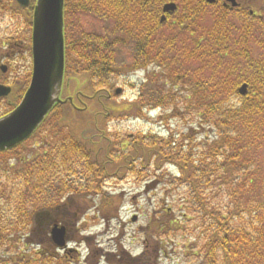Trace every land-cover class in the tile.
Masks as SVG:
<instances>
[{
	"label": "trees",
	"instance_id": "obj_1",
	"mask_svg": "<svg viewBox=\"0 0 264 264\" xmlns=\"http://www.w3.org/2000/svg\"><path fill=\"white\" fill-rule=\"evenodd\" d=\"M6 1L0 0L3 3ZM167 1L175 0H64V77L67 80L75 74L77 78H86V85L92 93L97 90L93 79L105 78L108 81L107 78L114 73L111 46L114 43L130 46L132 54L127 60L131 59L132 70L156 65L166 71L163 81L170 88L179 84L181 94L190 91L186 103L189 109L191 106L203 108L200 123L224 126L217 129L216 136L210 142L203 140L205 149L199 152L192 151V144L175 140L171 133L170 150L166 151L156 142L146 141L155 137L151 130L146 134L138 131L134 135L137 145L131 143V149L138 148L141 156L148 159L142 158L145 162L150 160V155H158L160 162L176 160L181 175L178 180L186 186L187 200L196 205L201 203L203 188L206 189L212 182L213 175L232 185L227 191L226 203L219 201L217 207H198L195 210H200L197 222L193 216L187 217L185 213L180 216L170 208L154 207L144 229L145 245L139 254L130 256V253L120 249L101 257L106 259L107 264H117L119 260L123 264H157L159 255L169 248L168 243L174 242L171 236L179 234V237L187 238L183 246L184 256L189 259L187 264H264V194L258 197V188L264 190V181L262 177L260 179L259 161L256 164L255 159L250 158L249 168V157L241 154L242 148L234 146L235 138L243 140L246 148L262 155L264 0H251L253 14L246 13L247 19L240 26L230 22L225 25L227 14L216 12L217 9L209 6L205 0H176L173 15L178 17L172 19L170 13H166L165 21L161 22V8ZM11 5H15L14 0H11ZM209 7L214 13L209 14V25L203 26L201 20ZM31 8H26L29 17ZM73 11L87 15L92 13L97 18L110 20L115 30H104L100 36H82L83 42L68 40L67 14ZM235 18L232 15L230 19ZM218 20L224 23H218ZM165 25L168 26L167 33L162 31ZM72 50H76L77 58ZM226 55L232 59L228 61ZM237 57L251 64V72L242 78V83L247 84L248 93L236 100L232 96L229 100H221L220 93L230 88L224 86L228 79L232 80L233 74L237 77ZM211 82L213 85L222 84V91H218L216 99L200 105L199 92L206 93ZM237 88L234 83L230 95L231 91L236 93ZM144 94L131 100L112 101L111 107L108 105L103 114L140 116L149 121L148 109L170 105L177 99L173 88L163 92L160 90L159 94L150 90L148 99ZM193 101L195 105L191 104ZM96 111H101L96 99L91 100L86 112L73 110L68 105H54L44 122L50 125L49 134H59V150L55 153H33L31 158H27L22 150L23 144L0 152V264H91L87 259L88 262H78V259L71 261L68 254H59L49 247L47 250L29 247L25 240L21 241L19 235L14 234H19L23 226L31 225L36 212L54 210L62 202L69 208L76 204L75 198L84 200L86 195L99 196L97 209L100 211L111 205L113 195L103 187L104 177L110 178L113 172L108 162L114 160L113 155H118L125 162L128 156L114 152V146L119 145V141H106L102 137H110L106 129L102 130L99 124V129L94 127L93 115ZM88 115L89 119H85ZM56 124L59 127L65 124V127L58 130ZM188 138L192 140L187 134L186 142ZM9 155L14 160L12 165L7 162ZM205 160L209 162L205 163ZM155 173L154 170L151 180L160 182L162 175ZM78 179H83V182L80 183ZM117 182L118 179L114 178L110 184ZM175 186L179 187L177 184ZM72 211L75 214L77 210L72 208ZM58 219L70 221V218L61 216ZM192 219L195 220L193 226L188 223ZM28 230L31 232V229Z\"/></svg>",
	"mask_w": 264,
	"mask_h": 264
},
{
	"label": "rangeland",
	"instance_id": "obj_2",
	"mask_svg": "<svg viewBox=\"0 0 264 264\" xmlns=\"http://www.w3.org/2000/svg\"><path fill=\"white\" fill-rule=\"evenodd\" d=\"M153 2H155V0H153ZM174 2L176 3V0ZM1 7L5 6L0 5V19L3 18L2 15L4 14ZM235 11L240 13L238 10ZM241 11L247 13L248 10ZM11 13L13 16L8 13V20L0 23L2 34L12 31L13 34L21 36L20 39L24 40V42H30V39H28L30 36V24L22 19L21 14L17 10H11ZM173 13L170 14V18L174 19L178 17L177 15H173ZM211 13L214 12L211 11L210 7L207 8L205 18L201 20L203 26L209 25L211 20L209 14ZM230 20L235 22V24L238 23L237 16L236 21H233V19ZM67 21L66 36L68 40L72 41L83 42L82 36H100L103 35L104 30L111 32L115 30L110 20L97 18L92 13L89 15L75 13L72 17L67 14ZM162 31L163 33H167L168 26L165 25ZM249 45L251 46V42ZM74 51L72 50V54L77 58ZM130 54H132L130 46L115 43L111 46L110 55L113 58V62H115V67H113L114 73L107 78L108 81L105 78L103 80L99 78L93 79L97 89H113L116 86L123 87V91L120 95L112 97V100L115 102L124 99L131 100L139 94L144 93V97L148 99L150 90L159 94L160 90L163 92L172 88L177 99H174L170 105L148 109L149 118H151L149 121L140 116L128 117L126 114L116 113H110L106 120L103 119L104 121L100 120V128L102 130L106 129V134L108 133L110 135V137H106L109 143H116L119 141V145L114 146V152L120 153V155L127 154L128 156L125 162L122 161L118 155H113L115 156V158H113L114 160L108 162L109 168L113 172L109 175L110 178L104 177L103 187L113 195V197H111V205L105 207L103 211L98 210L99 196L97 195H86L84 200L75 198L76 204L69 206V208H67L65 202H62L57 208L59 210V216L70 218L69 222L60 221L59 219L56 221L51 218L50 220L46 215H43L39 220H36L37 225L36 222H32L29 226H23L24 228H22L24 231L21 230L19 234L14 232V235H19L21 241L25 240L29 247L40 248L41 250H47V247H49L55 252H60L59 254L65 251L64 254H68L71 261L78 259V262L89 261L91 264H107L106 259L101 257V255L121 249L126 253H130L131 256L137 255L143 250L145 245L143 241L145 237L144 229L147 227L154 207L170 208L174 213L180 216L185 213L187 217L193 216L197 222V218L200 217V210H195H198V207L207 209L210 208V206H219V201L226 203V194L232 184L226 182L223 178L213 175L212 182L207 185L206 189L205 187L203 188L201 203L196 205L189 199L187 200L188 194L187 191H184V189L187 190L186 186L181 185L178 180L181 175L176 165V160L169 159L160 162L157 158L158 155H150V160L145 162L143 159H148L145 156H141L138 148L132 147L134 152L132 153L131 146L129 145L131 143L133 146L137 145V140H134V135H137L138 131L142 134H146L147 131L151 130V133H154L155 137L147 138L146 141H154L166 151L170 150V141H172V138L169 133H171L172 136H175V140H181L183 143L192 144L194 146L192 151L199 152L205 149L203 140L210 142L211 139L216 136L217 129L223 128L224 126L200 123L199 120L203 108L199 106L197 109L191 106L189 109L190 106L186 104L188 102V96L191 94L189 90L181 94L178 89L179 84L176 85L177 87L173 85V87L170 88V86L163 81L166 78V71L158 68L156 65L132 70V61L131 59L127 60ZM220 55L223 56V53ZM226 59L232 58L226 55ZM237 59V66L239 68L235 73L237 77H234L233 74L232 80L228 79L227 84L224 85L229 86L231 90L234 83L236 87L239 88L242 82H244L242 78L252 70L250 62H244L242 57H237ZM12 63L17 66V70L16 72L8 71L7 77H14L20 82L23 80L22 78L26 77V82L29 81L31 71V55L29 52H18L13 58ZM198 79L199 77L196 80ZM89 84H92V82H89ZM129 84L133 85L131 86ZM222 87V84L213 85L212 82L209 83L206 93H203V91L199 92L198 99L200 100V105L204 103V101L207 103V101L216 99L217 93ZM230 88L223 91L222 89L220 90L222 91L220 93L221 100H229L231 96L236 100L243 96L238 93V90L236 93L231 91L230 95ZM247 93L248 87L245 94ZM191 104L195 105L196 103L193 101ZM165 115L167 117H164ZM89 117L88 115L85 119H89ZM57 127L59 126L57 125ZM64 127L65 124L61 125L58 130ZM65 130L70 131V129ZM187 134L192 137V140L188 138L186 142L185 138ZM136 139L139 140L140 138ZM234 140L236 142L234 146L243 149L241 154L249 157V164L247 165L249 168L250 162L252 161L250 158H254L256 164L259 161L260 179L262 177L264 181V159L262 160V155L264 157V145L260 147V153L262 154L260 155L253 149L246 148V144H243V140L236 138ZM199 142L200 144H197ZM7 162L11 165L14 163L12 156L9 155ZM207 162L209 161L205 160V163ZM210 164L213 165L212 162ZM1 166L2 164H0V168ZM7 167L11 169L10 166ZM154 170L156 172L155 175L159 173L162 175L160 178L158 177L160 182L151 180L152 177L150 176L154 175ZM114 178L118 179V182L114 185L110 184L111 180ZM78 181L82 183L83 179H78ZM75 184L73 180V185ZM175 184L179 185V187L175 186ZM258 189L260 193L258 197L261 198V194H264V190L260 187ZM107 190L106 192L109 193ZM77 202H79V204H77ZM72 208L77 210L75 214ZM54 215L57 217L56 212ZM132 216H135V220L133 221ZM195 220L192 219L188 223L193 226ZM51 221L65 226L68 229L66 249L64 250L57 248L54 243L51 242L48 232L45 234L42 232V227H49ZM50 226H52V224ZM28 229H31V232ZM197 229H199L198 226ZM191 234L193 235V233ZM171 237L174 242L168 243L167 247L169 248L164 251V254L162 253L159 255L157 264H187L189 259L184 256L183 252V246L187 242L186 236L179 237L178 234ZM119 261L120 262L117 261V264H123L121 260Z\"/></svg>",
	"mask_w": 264,
	"mask_h": 264
},
{
	"label": "water",
	"instance_id": "obj_3",
	"mask_svg": "<svg viewBox=\"0 0 264 264\" xmlns=\"http://www.w3.org/2000/svg\"><path fill=\"white\" fill-rule=\"evenodd\" d=\"M21 7L29 0H16ZM63 1L35 0L32 13L31 53L32 70L26 91L18 105L0 117V151L9 149L27 139L41 124L48 112L58 103H65L71 97L61 98L64 75ZM208 3L214 0H206ZM231 1L234 6L236 2ZM174 2L163 5V12H173ZM161 22L165 16L160 18ZM116 89V93L119 92ZM240 95L247 91L242 83L237 89ZM10 88L0 84V97ZM135 220V217L132 218ZM52 242L63 248L66 245L65 227L54 225L50 230Z\"/></svg>",
	"mask_w": 264,
	"mask_h": 264
},
{
	"label": "flooded vegetation",
	"instance_id": "obj_4",
	"mask_svg": "<svg viewBox=\"0 0 264 264\" xmlns=\"http://www.w3.org/2000/svg\"><path fill=\"white\" fill-rule=\"evenodd\" d=\"M237 2V5L235 7H231L230 4L227 2V0H216L217 4L215 5L216 8L221 11L224 14H227L229 20H227L225 23L224 21L218 20V23H224L225 25L228 24V22L231 23L230 18L233 16L238 17V25H242L243 22L247 19L246 13L242 12L241 10H248L247 14L251 15L253 14V10L250 6L251 0H235ZM10 3L11 0H7L6 2H0V5L5 6L1 7L4 11V14L2 15L3 18L0 19V23L8 20L7 15L8 13L12 15L10 10ZM235 10L240 11L237 12ZM17 11L22 15V11L17 9ZM76 14H84L82 12H76ZM13 16V15H12ZM23 19V18H22ZM24 20V19H23ZM233 21H236V18L233 19ZM235 23V22H233ZM0 83L3 85H6L10 88V91L7 95L0 97V117L3 116L5 113L12 110L21 100L27 85L28 81L26 82V77L22 78V81L15 79L14 77H7L8 71L16 72L17 66L12 63L13 58L16 56L18 52H29L31 55V42L27 41L24 42V40L20 39L21 36H17V34H13L12 31H9L7 33L2 34V30L0 29ZM30 39V36L29 38ZM31 70V69H30ZM88 83L87 79H83L82 77L77 78L75 74H72L67 80H65V96L69 95L72 98L73 106L68 103V106L70 105L72 108L86 112L89 110V107L91 105V100L96 99L100 105H101V111H96L93 115L94 120V127L99 129L97 126L103 119L106 120L108 118V115L103 114V110L106 109L108 105H112V97L120 95V93L123 91V87L116 86L113 89H105V92L99 93L97 90L94 92H90L88 86L86 85ZM120 87V90L118 93H116V88ZM63 95V97H65ZM67 105V104H63ZM103 120V121H104ZM50 125L46 122H43L40 127L30 136L28 137L23 144L22 150L26 153L27 158H31L33 153H55L59 150V144H60V138L59 134L53 133L49 134ZM40 130V131H38ZM38 131V133H36ZM39 133H41V136L39 137ZM102 136V135H101ZM86 137V136H85ZM106 141L108 139L105 136H102ZM63 147V145H62ZM58 206L53 210H42L40 212V216L46 215L47 218L55 219L58 221L59 217V210L57 209ZM57 213V217L54 215V213ZM39 219V216H38ZM50 219V220H51ZM56 222L51 221V224H54ZM37 224V223H36ZM43 226L42 232L49 233L51 226ZM68 231V229H67ZM63 254L65 251H62ZM66 254V253H65Z\"/></svg>",
	"mask_w": 264,
	"mask_h": 264
}]
</instances>
